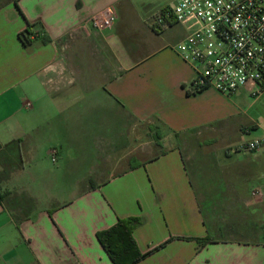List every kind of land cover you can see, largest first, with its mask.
Returning <instances> with one entry per match:
<instances>
[{"label":"crops","instance_id":"obj_1","mask_svg":"<svg viewBox=\"0 0 264 264\" xmlns=\"http://www.w3.org/2000/svg\"><path fill=\"white\" fill-rule=\"evenodd\" d=\"M108 6L118 13L132 4L0 0V264H114L97 234L127 218L139 219L133 236L139 250L150 253L137 264H264V223L263 240L247 239V225L219 223L209 213L213 202H207L216 195L215 207L221 205L223 212L252 205V192L264 186V156L228 151L229 161L242 165L239 170L230 173L229 166H222L206 179L191 152L186 157L178 140L167 137L219 129L220 119L210 105L225 95L214 88L191 94L196 73L175 50L187 27L173 24L156 31V13L133 40L117 31V21L112 31L81 29ZM28 28L31 43L24 45L20 34ZM38 33L44 37H33ZM92 49L113 54L112 73L98 72ZM105 104L120 114L115 131L126 130V119L134 128L154 123L164 135L161 143L166 138L172 146L145 160L130 156L133 163H142L136 168L128 160L121 170L103 169L112 162L105 146L110 147L107 138L113 129L96 124L85 142L88 160L79 174L84 181L74 183L75 192L58 201L56 195L65 193L57 189L58 184L63 187L57 182L63 170L53 177L41 158H50V150L57 147V163L80 159L83 154L70 140L73 123L79 122L83 109L103 110ZM260 128L258 123L254 127ZM250 132L242 127L243 134ZM263 136L264 127L255 138ZM188 162L198 169L194 174L199 186ZM229 229L243 238H227ZM208 236L210 241L198 243Z\"/></svg>","mask_w":264,"mask_h":264},{"label":"rangeland","instance_id":"obj_2","mask_svg":"<svg viewBox=\"0 0 264 264\" xmlns=\"http://www.w3.org/2000/svg\"><path fill=\"white\" fill-rule=\"evenodd\" d=\"M175 1L177 0H131L132 7L130 9H127L124 6L118 9V20H116L117 31L122 34V36H124L125 33L129 34L127 37L133 40L135 37H138V34L141 32L143 27L148 28L145 20L149 22L151 19H153V15L158 13L162 6L173 4ZM102 52L103 51L99 49H92L90 51V53H92V62L97 68L98 72L102 73L103 71H110L112 73V68L115 64V58L111 52L108 53L105 50L103 53L107 56L106 59L104 58ZM225 96L223 100H217L215 105H210L212 106L210 110L215 114L216 117L220 119L218 121V125H216L219 127V129H211L209 132H201V134H195L194 136H188L185 133L180 134L179 137H176L172 134L167 136L170 138V140H178L176 144L180 145L186 157H189L191 152V157L193 158L195 167L197 166L203 170L206 179L209 178L208 176H210V173L213 174L218 170L221 171L222 166L224 170V166H229L227 171L230 173L237 172L239 167L242 165H240L238 161L235 160L229 161V159L226 157V152H232L234 150L237 151L236 147L239 142H246L263 133L264 92H262V94L258 97H253L252 92L248 88H242L236 95L234 94L232 96ZM105 105L106 109L103 110L90 111L88 109H83V112L78 116L79 122L77 124L76 122L73 123V135L70 137V140L77 146L78 151L83 154L80 159L73 162L66 161L65 164H62L61 162L54 163L48 157H39L43 161V166L46 172L52 174L53 177L55 176L54 174L58 172L60 167L61 170L59 172H62L63 170L61 173L62 175H60L59 179H57V182H61L63 187L58 184L57 189L59 192H63L64 190L65 193H58L56 195L58 201L69 198V195L75 192V185L77 182L84 181L81 177H79V174L81 167L83 168V166L86 165L84 162L86 159L88 160L86 155L88 146L85 144V142L90 139L89 133H91V130L94 129L96 124L101 126L104 125L106 129L108 128L110 130L117 125L116 119L120 118V114L115 112V108L109 106L108 104ZM80 106L81 105H79V107ZM255 122L261 126L260 129H254V127L257 126V123ZM125 123L126 130H123V127L116 131L113 129L111 131V136L107 138L110 139L108 141V145H110V147L105 146V150L108 149V151H110L109 153L111 154L112 162L103 165V169H107L106 167L108 166L112 170H121L128 165L130 156L134 155L133 157L137 156L140 159L145 160L155 156L163 149H168L172 146L171 143H173V141H170V143L166 138L162 143L160 142V145H158V142L154 140L155 138L153 137V132L150 130L154 123L150 124L146 122L141 125H136V128H134L135 126H128L130 123L129 119H126ZM242 127L249 129L251 132L249 134H243ZM133 128L134 130H131ZM220 128L224 129L220 130ZM93 134L95 135L94 132ZM98 139L101 140L104 138L98 137L97 140ZM206 140H214L216 142L213 145L205 146L203 142ZM46 142L48 143V140ZM57 149L60 151L59 148ZM39 154L40 156H43L42 153ZM244 154H247L248 157L253 155V153L249 152H244ZM115 158H120L122 161L115 163ZM129 161L131 164L133 161H135V158H131ZM230 163L233 165H230ZM188 166L190 175L197 186L199 181L195 178L194 171L198 169H195L192 162H188ZM96 167L99 166L96 165ZM29 175H31V173H29ZM102 180L104 179H95L96 182ZM262 180L264 181V177ZM85 182H88V180ZM71 184L73 185L71 186ZM83 184L84 182L80 184L81 188L83 187ZM66 186L68 189L65 188ZM250 187L251 186H249V188ZM257 189L264 193V186H260ZM78 190L81 189L78 188ZM216 197V195L208 196L207 202H213L212 207L214 210L212 212L210 211L209 213L215 217L219 223L223 222V224H226L227 227H237L235 224L245 226L247 225L246 227L250 233L245 236V238L254 239L255 241L261 240L263 238L261 236V232L263 230L262 225L264 223V200H255L252 198L253 204L251 203L252 205H249L245 209L242 208V210L223 212L221 211V205H216L217 207H215ZM220 197L222 196H219V198ZM205 198L206 196H203L202 198L204 202H206ZM228 231L231 233L227 236V238H243V235H241L239 231H234L231 229ZM251 234L252 236L249 237Z\"/></svg>","mask_w":264,"mask_h":264},{"label":"built area","instance_id":"obj_3","mask_svg":"<svg viewBox=\"0 0 264 264\" xmlns=\"http://www.w3.org/2000/svg\"><path fill=\"white\" fill-rule=\"evenodd\" d=\"M116 20V9L108 6L88 18L81 29L112 31ZM173 24L188 29L175 50L196 73L191 94L205 88L228 96L241 88H249L253 97L264 92V0H177L160 8L154 29ZM236 150L264 156V136L242 142ZM49 155L52 162L58 161L57 148ZM252 197L263 199L264 193L256 189Z\"/></svg>","mask_w":264,"mask_h":264},{"label":"trees","instance_id":"obj_4","mask_svg":"<svg viewBox=\"0 0 264 264\" xmlns=\"http://www.w3.org/2000/svg\"><path fill=\"white\" fill-rule=\"evenodd\" d=\"M17 2V0H15ZM31 32L28 28L24 33L20 34V39L24 45H29L31 43L30 37ZM44 37V35H43ZM47 42V40H44ZM208 88L202 89L197 93H200ZM153 132L154 140L160 145L161 140L164 135L161 133L158 125L151 126L150 129ZM179 137V134H174ZM142 165V163H131V168H136ZM139 219L137 218H127L118 220L117 224L112 228L99 232L97 234V239L104 247L108 253L110 259L114 264H137L146 258L150 253L143 254L134 239L133 233L135 227L138 225ZM212 238L208 236L204 240H198V243L203 244L204 242L210 241Z\"/></svg>","mask_w":264,"mask_h":264}]
</instances>
